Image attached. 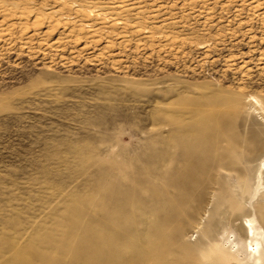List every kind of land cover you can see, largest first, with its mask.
<instances>
[{
    "label": "rangeland",
    "instance_id": "obj_1",
    "mask_svg": "<svg viewBox=\"0 0 264 264\" xmlns=\"http://www.w3.org/2000/svg\"><path fill=\"white\" fill-rule=\"evenodd\" d=\"M250 97L264 0H0V264H240Z\"/></svg>",
    "mask_w": 264,
    "mask_h": 264
},
{
    "label": "bare ground",
    "instance_id": "obj_2",
    "mask_svg": "<svg viewBox=\"0 0 264 264\" xmlns=\"http://www.w3.org/2000/svg\"><path fill=\"white\" fill-rule=\"evenodd\" d=\"M56 1L57 4H62L63 2V0ZM68 6L71 7L72 4ZM79 8V12L82 11L81 6ZM93 9H87L85 11L83 9V14L85 13V15L89 16L93 13ZM96 10L97 9H95V12H97ZM98 14L99 19V16H102L101 20L103 22L111 19L110 14L104 13V11ZM53 16L59 23L63 21L66 23L68 22L62 15L56 14ZM91 16H93V14ZM94 16H96V14ZM115 24L114 22V25ZM77 27L80 30L87 28L89 33L92 34L95 32L97 33L93 25L84 26L81 24ZM250 102L258 106L261 111H264L263 103L257 98L250 97ZM253 169L252 187L246 203L243 206L248 214L245 215L237 211L238 208H240L238 204H234L229 210H222L219 214L220 219L225 221V225L218 234V250L226 253L232 260H238L240 264H264V227L257 216V211L264 209L262 205V202H264V153L257 157ZM239 210H241V208Z\"/></svg>",
    "mask_w": 264,
    "mask_h": 264
}]
</instances>
